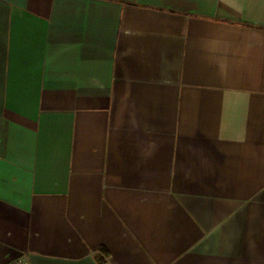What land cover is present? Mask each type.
I'll list each match as a JSON object with an SVG mask.
<instances>
[{
    "label": "crops",
    "instance_id": "0c3cea01",
    "mask_svg": "<svg viewBox=\"0 0 264 264\" xmlns=\"http://www.w3.org/2000/svg\"><path fill=\"white\" fill-rule=\"evenodd\" d=\"M264 264V0H0V264Z\"/></svg>",
    "mask_w": 264,
    "mask_h": 264
},
{
    "label": "built area",
    "instance_id": "2783aa9c",
    "mask_svg": "<svg viewBox=\"0 0 264 264\" xmlns=\"http://www.w3.org/2000/svg\"><path fill=\"white\" fill-rule=\"evenodd\" d=\"M9 264H30L28 254L26 252L20 254L18 257L13 259Z\"/></svg>",
    "mask_w": 264,
    "mask_h": 264
}]
</instances>
